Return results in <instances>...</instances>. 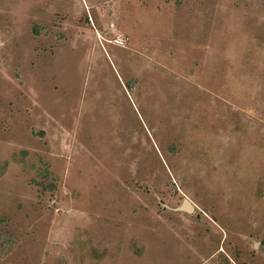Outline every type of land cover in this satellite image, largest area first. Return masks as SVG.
<instances>
[{
    "label": "rangeland",
    "instance_id": "1",
    "mask_svg": "<svg viewBox=\"0 0 264 264\" xmlns=\"http://www.w3.org/2000/svg\"><path fill=\"white\" fill-rule=\"evenodd\" d=\"M0 264H264V0H0Z\"/></svg>",
    "mask_w": 264,
    "mask_h": 264
},
{
    "label": "water",
    "instance_id": "2",
    "mask_svg": "<svg viewBox=\"0 0 264 264\" xmlns=\"http://www.w3.org/2000/svg\"><path fill=\"white\" fill-rule=\"evenodd\" d=\"M183 209L189 212H193V208L187 203L183 206Z\"/></svg>",
    "mask_w": 264,
    "mask_h": 264
},
{
    "label": "built area",
    "instance_id": "3",
    "mask_svg": "<svg viewBox=\"0 0 264 264\" xmlns=\"http://www.w3.org/2000/svg\"><path fill=\"white\" fill-rule=\"evenodd\" d=\"M117 44H118V45H121V44H123V43H122L121 41H117Z\"/></svg>",
    "mask_w": 264,
    "mask_h": 264
}]
</instances>
